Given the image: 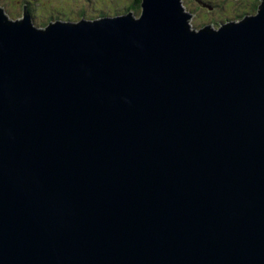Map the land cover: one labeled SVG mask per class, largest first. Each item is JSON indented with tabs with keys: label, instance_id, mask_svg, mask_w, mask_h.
I'll return each instance as SVG.
<instances>
[{
	"label": "water",
	"instance_id": "obj_1",
	"mask_svg": "<svg viewBox=\"0 0 264 264\" xmlns=\"http://www.w3.org/2000/svg\"><path fill=\"white\" fill-rule=\"evenodd\" d=\"M191 16L0 8V264H264V0Z\"/></svg>",
	"mask_w": 264,
	"mask_h": 264
},
{
	"label": "rangeland",
	"instance_id": "obj_2",
	"mask_svg": "<svg viewBox=\"0 0 264 264\" xmlns=\"http://www.w3.org/2000/svg\"><path fill=\"white\" fill-rule=\"evenodd\" d=\"M202 1H204L203 4H198L197 1L193 0H180L184 11L192 15L189 18V25L192 27L202 26V23L206 20L234 19V21H238L244 17V14L239 13L240 10L246 9L248 5H254L255 2L258 6L261 4V0ZM130 2L131 0H0V8L5 12L8 20L14 22L22 20L27 12L32 23L35 26L40 25L38 27H42V23L54 22L55 20L79 22L82 19H95L103 13L107 15V12H111L107 16L120 15L118 9ZM62 14L66 19L52 20L54 16ZM250 15H253V13ZM190 22L193 24H190Z\"/></svg>",
	"mask_w": 264,
	"mask_h": 264
},
{
	"label": "trees",
	"instance_id": "obj_3",
	"mask_svg": "<svg viewBox=\"0 0 264 264\" xmlns=\"http://www.w3.org/2000/svg\"><path fill=\"white\" fill-rule=\"evenodd\" d=\"M255 2V1H254ZM253 2V3H254ZM140 3H141V0H131V2L130 3H128V5L126 4V5H124V7H121V9H118V10H120V13L121 14H125V13H127V12H129V11H132V12H134V14L135 15H139V11H140ZM241 5V4H240ZM251 7V8H250ZM257 8H258V5H256V2L254 3V5H248V7L246 8V9H242V10H240V14H244L243 16H245V15H247V14H251V13H254L255 14V11L257 10ZM249 9V10H248ZM116 12V11H115ZM111 12H107V15H109ZM114 13V12H113ZM84 14V13H83ZM115 14V13H114ZM120 14V15H121ZM29 15V14H28ZM102 15V17H105V16H107V15H104V13L103 14H101ZM13 16V15H12ZM63 16V17H62ZM100 16V15H99ZM55 19H66L65 17H64V14H62V15H59V16H54L53 17V19L52 20H55ZM55 21H57V20H55ZM54 21V22H55ZM50 23V21L48 22V23H42V26H47L48 24ZM45 24V25H44ZM38 26H40V25H38ZM38 26H36V27H38Z\"/></svg>",
	"mask_w": 264,
	"mask_h": 264
},
{
	"label": "flooded vegetation",
	"instance_id": "obj_4",
	"mask_svg": "<svg viewBox=\"0 0 264 264\" xmlns=\"http://www.w3.org/2000/svg\"><path fill=\"white\" fill-rule=\"evenodd\" d=\"M193 1H196V0H193ZM200 1V4L204 1L202 0H198ZM200 6V5H199ZM230 21H234V19H220V20H206L205 22L202 23V26L201 25H198V27L195 26V28H202L203 26H206V25H211L212 27L216 28L218 27L220 24H223V23H227V22H230ZM191 24H193L191 22Z\"/></svg>",
	"mask_w": 264,
	"mask_h": 264
},
{
	"label": "bare ground",
	"instance_id": "obj_5",
	"mask_svg": "<svg viewBox=\"0 0 264 264\" xmlns=\"http://www.w3.org/2000/svg\"><path fill=\"white\" fill-rule=\"evenodd\" d=\"M258 2H259V1H258ZM207 5H208V4H207ZM250 8H251V7H250ZM248 10H249V9H248ZM26 13H27V12H26ZM27 14H28V13H27ZM22 15H23V14H22ZM28 16H29V15H28ZM115 16H116V15H115ZM50 23H55V22H50ZM50 23H49V24H50ZM49 24H48V25H49Z\"/></svg>",
	"mask_w": 264,
	"mask_h": 264
}]
</instances>
